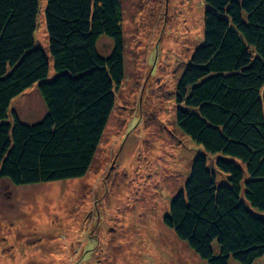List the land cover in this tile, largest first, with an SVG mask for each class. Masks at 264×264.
I'll use <instances>...</instances> for the list:
<instances>
[{"label":"trees","instance_id":"16d2710c","mask_svg":"<svg viewBox=\"0 0 264 264\" xmlns=\"http://www.w3.org/2000/svg\"><path fill=\"white\" fill-rule=\"evenodd\" d=\"M203 1L176 122L204 152L163 223L207 264H254L264 256V0ZM41 4L0 0V180L15 186L85 177L125 78L123 0H45V47ZM34 87L45 113L24 121L13 101Z\"/></svg>","mask_w":264,"mask_h":264},{"label":"rangeland","instance_id":"374dc122","mask_svg":"<svg viewBox=\"0 0 264 264\" xmlns=\"http://www.w3.org/2000/svg\"><path fill=\"white\" fill-rule=\"evenodd\" d=\"M44 7L45 0L37 30L43 47ZM204 9L203 0H123L125 78L92 166L65 181L0 180V264H207L163 223L204 152L176 122V86L203 41ZM111 43L100 37L99 51ZM26 92L13 108L31 120L45 105L35 87Z\"/></svg>","mask_w":264,"mask_h":264},{"label":"crops","instance_id":"0c3cea01","mask_svg":"<svg viewBox=\"0 0 264 264\" xmlns=\"http://www.w3.org/2000/svg\"><path fill=\"white\" fill-rule=\"evenodd\" d=\"M26 93H27V92H26ZM20 98H21V97H20ZM20 98H17V99H20ZM37 100H39V99L37 98ZM37 100H36V101H37ZM17 101H20V100H17ZM18 113H19V112H18ZM44 113H45V109H44V111H41L40 114L35 115L36 117L33 118V119H31V121H36V120H38L39 118L43 117ZM19 115H20V113H19ZM20 117H21L24 121H28V120H26L22 115H20Z\"/></svg>","mask_w":264,"mask_h":264}]
</instances>
